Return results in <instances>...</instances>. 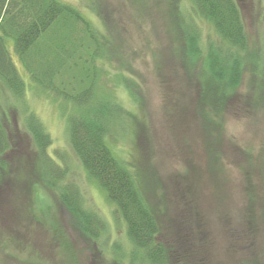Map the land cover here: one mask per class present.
Here are the masks:
<instances>
[{"label": "rangeland", "instance_id": "obj_1", "mask_svg": "<svg viewBox=\"0 0 264 264\" xmlns=\"http://www.w3.org/2000/svg\"><path fill=\"white\" fill-rule=\"evenodd\" d=\"M57 1L74 6L105 40L98 83L121 107L109 145L124 163L137 167V159L146 198L162 216V231L176 238L182 264H264V0H237L245 62L239 85L224 89L220 103L213 102L216 84L204 89L207 68L190 58L178 26L195 31L204 53L218 44L191 0ZM13 58L26 91L17 100L0 83V114L25 132L22 106L34 113L51 138L49 155L67 168V181L104 230L96 241L81 235L50 191L31 188L30 158L27 185L15 182L23 168L11 162L0 186V264H144L115 208L75 158L62 105L33 86ZM20 148L26 157L27 144Z\"/></svg>", "mask_w": 264, "mask_h": 264}, {"label": "trees", "instance_id": "obj_2", "mask_svg": "<svg viewBox=\"0 0 264 264\" xmlns=\"http://www.w3.org/2000/svg\"><path fill=\"white\" fill-rule=\"evenodd\" d=\"M191 3L195 15L214 29L218 44L204 53L196 47L195 31L186 30L181 23L178 26L182 28L190 58L200 60L207 68L205 82L201 80L204 89L208 90L211 82L216 84L213 102L220 103L226 96L224 89L229 92L239 85L245 62L248 40L239 2L191 0ZM104 42L74 6L57 0H0V83L15 99H23L26 85L14 56L27 72L30 83L62 105L71 150L124 222L132 252H140L144 264H182L183 254L176 253V238L170 240L165 235L162 216L146 198L145 176L136 157L137 167L135 162L127 165L109 145V133L120 119L121 107L98 83L102 73L98 62L106 57ZM8 43L12 45L8 47ZM263 92L262 87L259 101H263ZM22 112L25 132L8 126L0 114V186L11 162L23 168V173L15 176V182L27 185L29 182L23 177L28 168L25 159L30 158L31 188L40 186L50 191L69 213L75 229L88 240L96 241L104 230L103 221L85 207L76 183L67 181V168L49 155L51 138L44 126L24 105ZM22 143L28 147L26 157L19 149ZM133 151L136 152V147ZM237 234L246 240L242 229ZM185 238L184 243L191 244V236ZM173 250L176 255L170 260Z\"/></svg>", "mask_w": 264, "mask_h": 264}]
</instances>
